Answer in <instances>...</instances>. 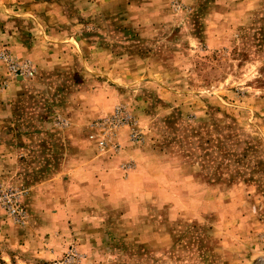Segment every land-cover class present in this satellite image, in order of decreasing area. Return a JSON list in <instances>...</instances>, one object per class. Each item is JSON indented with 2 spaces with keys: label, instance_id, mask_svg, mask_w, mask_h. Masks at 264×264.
<instances>
[{
  "label": "rangeland",
  "instance_id": "rangeland-1",
  "mask_svg": "<svg viewBox=\"0 0 264 264\" xmlns=\"http://www.w3.org/2000/svg\"><path fill=\"white\" fill-rule=\"evenodd\" d=\"M0 264H264V0H0Z\"/></svg>",
  "mask_w": 264,
  "mask_h": 264
}]
</instances>
